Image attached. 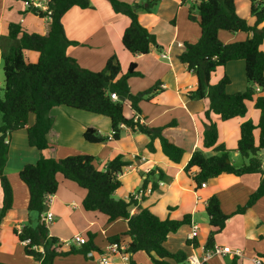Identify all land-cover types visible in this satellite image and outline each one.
Instances as JSON below:
<instances>
[{
  "label": "trees",
  "instance_id": "16d2710c",
  "mask_svg": "<svg viewBox=\"0 0 264 264\" xmlns=\"http://www.w3.org/2000/svg\"><path fill=\"white\" fill-rule=\"evenodd\" d=\"M26 3L30 0H18ZM115 13L127 16L131 23L122 38L123 45L133 55L149 54L153 45L157 44L156 36L139 21L138 12L145 9L152 12L156 5L150 0L148 7L138 3H126L121 0H108ZM251 13L256 18L254 25L241 18L236 10L234 0H195L190 8L200 16L201 38L196 43H184V50L179 60L189 71L195 72L197 88L189 98L192 100L207 99L208 109L204 112L203 121L206 129L202 135L201 147L196 150L187 165L185 173L193 176L196 188L203 183L223 174L242 177L251 174L263 175L261 152L264 149V1L250 0ZM74 6L81 9L93 8L91 0H51L52 14L33 11L36 15L49 21L47 34L28 33L21 25L9 26L8 48H3L4 88L0 87V178L4 191V203L0 212V228L2 220L13 207V190L5 175L10 151L6 138L12 133L25 129L29 146L40 152L50 148L48 135L53 128L54 119L51 111L57 106H65L76 110L107 117L111 121V136L102 134L97 128L89 127L83 137L91 144H102L108 141H119L123 128L127 127L150 138L146 148L154 152L155 141L161 143L162 153L173 163L182 164L186 151L170 142L164 135V128H153L135 121L141 112L139 107L143 97L132 94L129 80L142 77L137 64L131 63L128 70L123 69L116 56L111 57L105 68L94 72L82 68L78 62L67 54V49L76 42L70 41L65 33L63 17ZM247 33V40L224 44L219 33ZM21 35V37H19ZM25 51L38 53V61L27 62ZM244 60L248 87L244 92L228 94L227 87L231 79L223 73L220 79L212 83V76L224 69L231 61ZM159 85L142 93L146 96L158 90ZM257 88L260 91H257ZM116 93L119 100L112 98ZM3 94V96H2ZM259 95V96H257ZM255 100V108L260 111L258 124L249 120L241 125L240 139L235 150L242 157L243 163L236 165L231 160L233 151L220 144L218 120L223 122L248 113V102ZM125 101L131 103L133 117L125 115ZM35 122L28 126L31 116ZM174 124H172L173 126ZM260 130L257 143L254 131ZM211 151L212 154H208ZM96 158L89 154H76L62 159L42 156L36 163L26 165L20 172L21 180L27 185L30 193L28 212L35 215V222L30 220L18 235L20 242L30 241L25 245L27 256L40 261L41 264H54L58 257L81 254L87 257L90 252H102L95 244V236L88 234L82 246H70L64 249L57 237L49 235L47 225L42 216L47 210L46 200L58 192L60 182L58 176L76 183L87 191L83 208L88 212H98L108 218L109 223L124 220L128 230L122 234L108 238V244H127L126 252L134 255L144 252L153 264H184L189 252L179 250L172 252L166 245L170 233H176L183 225L192 223L191 215L180 220L158 217L151 208L139 207L138 200L117 199L115 192L122 187L120 176L132 163L118 155L111 160L105 169H99ZM157 171L145 174L141 189L159 187L163 172L156 177ZM146 195L142 197L145 198ZM264 197V178L258 189L250 196L244 206L238 207L235 213H224L220 199L212 195L207 201L206 212L211 230L205 246L210 250L215 246V238L226 227L227 222L236 215H244L250 208ZM137 212L132 214V209ZM17 233V231H16ZM129 237L127 241L126 238ZM197 238L187 241V246L199 248ZM43 247V252L37 250ZM264 259V253L259 255ZM0 264H4L1 263ZM131 264H137L131 259ZM208 264V263H206ZM226 264H239L237 257Z\"/></svg>",
  "mask_w": 264,
  "mask_h": 264
},
{
  "label": "crops",
  "instance_id": "0c3cea01",
  "mask_svg": "<svg viewBox=\"0 0 264 264\" xmlns=\"http://www.w3.org/2000/svg\"><path fill=\"white\" fill-rule=\"evenodd\" d=\"M91 1L93 8L81 9L74 6L63 17L67 38L76 42L68 47L67 54L82 68L94 72L102 71L113 56L117 57L123 72L128 70L131 63H136L137 70L143 76L129 80L132 94L142 95L153 89L155 85H159V88L149 95H142L143 100L139 104L141 112L135 119L145 126L165 127L163 135L173 144L183 148L186 155L182 164H175L162 153L159 140L155 141V151L151 152L146 148L151 141L150 138L127 127L123 128L119 141L88 143L83 135L89 127L97 128L104 135L111 136L110 119L65 106L55 107L51 111L54 125L48 135L50 148L40 152L30 147L26 128L7 137L10 151L5 175L12 186L13 207L1 223V263L41 264L40 261L26 255L25 245L20 242L18 235L30 220L35 222L36 217L28 212L30 193L27 185L20 178V172L26 165L36 163L42 156L62 159L80 153L89 154L96 158L95 164L102 170L115 157L124 155V159L132 164L120 176L122 187L115 192L117 199H126L140 190L145 174L150 171H157L156 177L163 172V179L159 182L158 189L146 195L144 199L138 200V204L142 208H151L162 220H180L186 215H191L190 225H183L176 233L169 234L166 245L172 252L183 250L190 253L191 246H187V241L194 226L198 227L195 238L200 243L197 249L199 254L205 249L211 230L206 212L210 196L217 195L224 213L231 215L238 207L247 203L263 179L260 174L242 177L223 174L208 181L206 187L197 189L193 179L197 170H193L190 174L184 171L192 154L201 147L202 135L206 129L203 117L209 107L207 99L189 98L190 93L197 88L198 81L195 72L189 71L178 58L184 50L185 42L196 43L201 38L200 16L195 10L192 16L190 14V8L195 4V0H155L156 5L152 12L145 9L138 12L140 23L156 36L157 41L146 55H133L123 45V34L131 23L127 16L115 13L108 0ZM121 1L148 7L150 0ZM234 1L238 15L249 25H254L256 18L251 13L250 0ZM11 24L21 25L23 31L28 33L45 35L49 30L48 19L36 15L25 3L18 0H0V67L3 64V48H8L12 42L8 37ZM260 28H264V22ZM248 36L244 32L219 33L220 40L224 44L245 41ZM261 49L264 51V43ZM26 52L32 51H25V54ZM33 56L35 55H30L29 60H33ZM223 73L231 79V84L227 87L228 94L246 91L248 81L244 60L227 63L223 70H218L212 76V83L217 82ZM257 91L259 92L260 89L257 88ZM125 103L131 110L129 115H125L131 118L134 115L131 103L129 101ZM259 119L260 111L255 108L254 100L248 102V113L245 117L225 122L218 120L220 144L233 151L231 160L234 164L243 163L242 157L235 151L240 139L241 125L249 120L258 124ZM34 122L35 118L32 115L27 127L32 126ZM254 135L258 143L260 130L256 129ZM81 138L85 142L83 139L81 141ZM208 154L212 152L209 151ZM58 180L60 182L58 192L53 195L49 206L54 214V222L48 226L49 235L59 238L64 249H68L70 246H76L67 244L75 235L91 234L95 236V244L103 250L95 253L107 254L108 238L126 232L127 221L117 220L109 223L105 215L84 210L83 201L87 191L76 183L65 180L61 175L58 176ZM3 203L4 191L0 178V212ZM136 212L137 208L132 210V214ZM126 240L128 241L129 237ZM215 245L240 250L241 256L237 257L239 264H254L253 260L264 253V197L244 215L233 216L223 232L216 236ZM123 246L126 248L127 244ZM37 250L43 252L44 248L40 247ZM145 255L144 252L130 254V260L133 259L137 264H145L142 260L146 259L147 255ZM107 257L113 261L120 259L119 256L110 254H107ZM233 258L232 256L215 257L208 264H226ZM54 264H99V262L96 257L88 258L76 254L58 257Z\"/></svg>",
  "mask_w": 264,
  "mask_h": 264
},
{
  "label": "built area",
  "instance_id": "2783aa9c",
  "mask_svg": "<svg viewBox=\"0 0 264 264\" xmlns=\"http://www.w3.org/2000/svg\"><path fill=\"white\" fill-rule=\"evenodd\" d=\"M51 0H30L26 2V6L29 10H35L37 12H44L48 13V15L52 14L51 7H50ZM112 98L114 100H119V97L116 93H112ZM137 121V119H135ZM5 143H9L8 138H6ZM261 159H262V169H263V178H264V149L261 152ZM163 185V183H160ZM202 187H206V183L202 184ZM152 193V188L148 187L146 190L140 189L135 193H132L130 196H128L126 199L130 200L132 197L134 199L140 200L144 195H149ZM53 196H49L46 200V206L47 210L42 216V221L47 225V227L54 222V214L50 211L49 206L52 201ZM133 208L132 210H134ZM198 230L197 226H194L192 228V232L188 235V240H193L196 237V232ZM21 233V231H20ZM86 237L77 234L75 235L72 240L68 241V245H76V246H82L86 244ZM30 243L29 240L23 242L24 245H28ZM107 254L119 256V260L113 261L110 260L107 257V254H96L95 252H90L87 254L88 258H98L99 264H131L130 260V254L126 252V248L123 245L118 244H108L106 247ZM239 257L241 256L240 250H233L228 247L215 245L210 250H202L201 254H199L198 250L191 246V251L188 255L187 261L184 264H206L210 260H212L215 257ZM254 264H264V259L260 257H256L253 260Z\"/></svg>",
  "mask_w": 264,
  "mask_h": 264
},
{
  "label": "rangeland",
  "instance_id": "374dc122",
  "mask_svg": "<svg viewBox=\"0 0 264 264\" xmlns=\"http://www.w3.org/2000/svg\"><path fill=\"white\" fill-rule=\"evenodd\" d=\"M23 4H24V3H23ZM195 13H196V12H195ZM196 15H197V14H196ZM25 55H26V60H27L28 62L35 63V62L38 61V54L35 53V52H26ZM30 55H35V56H33V57H34L33 60H29V56H30ZM4 85H5V82H4V72H3V64H2V66L0 67V87H1V88H4ZM2 96H3V94H2ZM130 112H131V110H130L128 104L125 103V114L129 115ZM83 113H86V112H83ZM32 118H33V117H32ZM101 133H102V132H101ZM102 134H103V133H102ZM82 139H83V138H81V141H82ZM83 141H84V139H83ZM84 142H85V141H84ZM240 161H241V158H240ZM236 165H238V164H236ZM145 256H146V255H145ZM142 260L144 261L145 264H151L150 259L148 258V260H147V256H146V259L143 258Z\"/></svg>",
  "mask_w": 264,
  "mask_h": 264
},
{
  "label": "water",
  "instance_id": "95a60500",
  "mask_svg": "<svg viewBox=\"0 0 264 264\" xmlns=\"http://www.w3.org/2000/svg\"><path fill=\"white\" fill-rule=\"evenodd\" d=\"M140 96H142V95H140Z\"/></svg>",
  "mask_w": 264,
  "mask_h": 264
}]
</instances>
